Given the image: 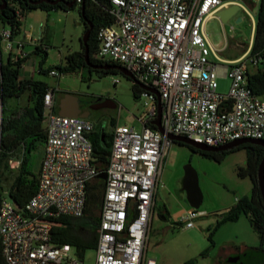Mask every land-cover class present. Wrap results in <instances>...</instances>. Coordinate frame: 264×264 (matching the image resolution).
I'll return each instance as SVG.
<instances>
[{
    "label": "built area",
    "instance_id": "built-area-1",
    "mask_svg": "<svg viewBox=\"0 0 264 264\" xmlns=\"http://www.w3.org/2000/svg\"><path fill=\"white\" fill-rule=\"evenodd\" d=\"M232 4L222 0H111L109 14L114 23L99 30L96 57L121 65L135 81L159 93L165 135L210 147L240 139L264 141V98L251 93L246 79L257 61L248 56L242 60L247 50L229 65H220L211 60L205 45L206 22ZM16 14L21 21L20 13ZM0 25V64L3 52L7 60L16 62L29 56L26 43L37 46L38 40L30 35L20 40L9 26ZM220 78L230 81L227 94L218 91ZM142 91L150 106L140 118L141 129L115 126L104 172L93 163V122L60 116L57 89L45 95L46 139L37 192L24 208L15 205L9 192L0 204V239L7 264H85L73 247L52 242L50 218L82 217L88 187L104 173L94 264H156L146 260L144 252L171 141L152 125L157 118L156 95ZM201 215L189 211L183 219L185 228H192Z\"/></svg>",
    "mask_w": 264,
    "mask_h": 264
},
{
    "label": "rangeland",
    "instance_id": "rangeland-1",
    "mask_svg": "<svg viewBox=\"0 0 264 264\" xmlns=\"http://www.w3.org/2000/svg\"><path fill=\"white\" fill-rule=\"evenodd\" d=\"M235 4L241 10L226 24L215 17L208 20L204 27L205 45L211 52L210 58L220 65H229V62L241 58L248 50L247 55L242 58L244 60L249 54L255 34L258 4L242 0ZM80 8V5H76L69 11L35 9L22 15L17 38L24 40L25 36L30 35L47 46L46 56L36 55L32 46H25V52L32 53L30 62H34L37 68L44 57L43 67L54 68L63 65L69 53L82 50L81 40L85 34V26ZM238 18H241L239 23ZM2 48L4 49V44ZM7 59L8 55L3 52V62ZM35 78L56 88L57 93L71 92L82 99L102 97L106 99L105 103L114 104L115 108L99 111L89 119L95 126H103L107 132H112L115 126L141 129L140 118L150 106L145 96H134L133 81L120 71L99 76L82 69L77 74L57 73V76L37 73ZM218 83V91L227 94L230 81L220 78ZM29 104L28 92L18 99H7L4 105L5 115H10L11 106L23 108ZM112 121L115 125H112ZM42 151L43 143H39L29 156L30 168L37 174ZM21 153L19 151L9 157L3 167V195L9 192L14 178L19 174L18 159L21 158ZM246 162L245 150L233 152L217 162L193 153L187 147L171 143L166 149L157 185L145 259H152L156 264H183L190 259H194L197 264H219L231 259L236 260L234 262L237 264H246L247 259H253L254 264H264V252L257 250L261 246L260 238L244 215L237 222L219 227L212 237L214 246L210 247L209 236L217 222L239 198L251 194L250 178L238 175L239 168H245ZM186 165H191L197 173L202 193V203L198 209L190 206L186 193L181 189ZM189 211L202 215L194 219L193 227L188 229L185 228L183 219ZM205 251L206 256L202 257L201 254ZM95 258V250H89L85 252L83 261L85 264H94Z\"/></svg>",
    "mask_w": 264,
    "mask_h": 264
},
{
    "label": "trees",
    "instance_id": "trees-1",
    "mask_svg": "<svg viewBox=\"0 0 264 264\" xmlns=\"http://www.w3.org/2000/svg\"><path fill=\"white\" fill-rule=\"evenodd\" d=\"M36 1V0H33ZM223 2H238L239 0H222ZM246 3L253 0H242ZM1 2V0H0ZM6 8L0 11V22L9 26L15 35L20 32L21 21L17 16V12L22 15L28 10L41 9L45 11L62 9L64 11L72 10L76 5H80V16L88 29L84 19L91 23L92 31L87 42L89 61L93 65H121L112 61H105L96 57L98 49L97 35L101 28L113 25L114 20L109 14L111 8V0H61L60 3L52 6L45 3L40 5H31L29 0H5ZM72 4L67 7L66 4ZM257 11V22L255 26V34L250 48L248 59L253 58L257 61L255 68L249 70L246 75L248 89L254 96L264 98V0H259ZM2 4L0 3V6ZM18 8L20 11H18ZM36 55H47V46H37L33 52ZM85 48L82 45L80 52L69 53L65 57L63 65L54 68L43 69L44 58L40 61L38 70L39 74H50L55 71L58 75L77 74L80 70L86 69L90 73V67L85 62ZM28 59L12 62L7 60L0 64V107L1 108V124H0V204L3 197L2 174L3 167L9 157L16 155L19 151L21 158L19 166V174L14 178L9 196L15 205L24 208L27 202L35 195L38 188V174L33 172L29 165V156L37 149L39 143H43L46 139L45 130L43 128L44 115V98L45 95L56 88L38 80H21V68ZM118 70L110 69L103 71H95L99 76H107L110 73H116ZM134 96L140 98L143 91L135 84ZM28 92L29 105L21 108L17 113L5 115V101L12 98H20ZM112 125L115 122L112 121ZM151 129H155L152 125H148ZM113 133L107 132L103 126H95L92 133L93 143V163L101 172L106 170L109 163L110 152L113 141ZM174 143V142H171ZM179 146L187 147L191 152L200 154L201 156L217 162H221L227 155L245 150L247 154V162L245 168H239L238 175L240 177H249L252 182V190L250 196L239 198L236 203L231 206L228 211L217 222L216 227L209 236L210 247L214 246L213 234L215 231L226 223L237 222L241 216H246L253 230L258 234L261 246L257 249L263 251L264 244V203L262 201L257 182V171L261 160L264 157V148L259 145L243 144L231 150L221 152H205L192 146L176 143ZM105 187L103 179H96L87 191V207L85 214L80 218L68 216H59L50 218L52 223L51 239L56 245H70L79 256L83 259L86 251L95 250L98 239L99 211L101 207L102 194ZM207 251L201 254L206 256ZM0 264H7L2 255V244L0 239ZM183 264H197L194 259L185 261ZM219 264H237L229 261H223ZM241 264V263H239Z\"/></svg>",
    "mask_w": 264,
    "mask_h": 264
},
{
    "label": "water",
    "instance_id": "water-1",
    "mask_svg": "<svg viewBox=\"0 0 264 264\" xmlns=\"http://www.w3.org/2000/svg\"><path fill=\"white\" fill-rule=\"evenodd\" d=\"M61 0H29V3L31 5H40L42 3L48 4V5H56L60 3ZM1 6H0V11L4 10L6 8V2L5 0H1ZM73 3L71 4H66L67 7H71ZM241 10V8L237 4H232L228 8L220 11L217 13V17L221 21L222 24H226L231 18L237 15V13ZM85 23L88 26V29L85 31V34L81 40V44L85 48V62L86 65L89 66L90 68L93 69H103V70H110V69H115L120 71L125 77H127L129 80L133 81V83L139 87L141 90L147 91L149 93H153L157 97V118L152 122V125L156 127V129L163 135H165L164 129L162 128L161 125V117H162V107L160 103V95L157 91L152 90L145 85L140 84L139 82L135 81L134 76L127 71L123 67H119L116 65H93L89 61L88 57V46L87 42L90 37L91 31H92V25L90 22L85 20ZM241 22V18L237 19V23ZM1 108L0 107V119H1ZM58 114L60 116H66V117H78V118H84L87 119L86 115L81 114V109L79 107V103L76 97L72 96L70 93H67L64 95V97L60 100L58 104ZM171 142L174 143H183L189 146H192L196 149L205 151V152H221V151H226V150H231L233 148L239 147L240 145L243 144H253V145H259L264 148V141L263 140H258V139H240L236 140L233 142H230L228 144L219 146V147H210L204 144H200L197 142H194L193 140H190L186 137H181V136H173V135H165ZM98 179H106V174H102L98 176ZM257 182H258V188L260 191V195L262 198V201L264 203V157L261 160L259 166H258V171H257ZM182 191L186 193L187 200L190 204V206L194 209H198L202 203V193L199 189L198 186V177L196 171L191 167V165H186L184 167V176L182 179ZM236 260H229V262H234ZM237 262V261H236Z\"/></svg>",
    "mask_w": 264,
    "mask_h": 264
},
{
    "label": "flooded vegetation",
    "instance_id": "flooded-vegetation-1",
    "mask_svg": "<svg viewBox=\"0 0 264 264\" xmlns=\"http://www.w3.org/2000/svg\"><path fill=\"white\" fill-rule=\"evenodd\" d=\"M91 72L95 71H103V69H93L90 68ZM70 93L72 96L76 97L79 103V107L81 109V114L86 115L87 119L92 118L99 111L104 109H113L115 105L112 103H105L106 99L102 97H96L93 99H82L80 96L71 93V92H61L57 93L55 96L56 105L58 106L60 100L64 97L65 94Z\"/></svg>",
    "mask_w": 264,
    "mask_h": 264
},
{
    "label": "crops",
    "instance_id": "crops-1",
    "mask_svg": "<svg viewBox=\"0 0 264 264\" xmlns=\"http://www.w3.org/2000/svg\"><path fill=\"white\" fill-rule=\"evenodd\" d=\"M26 37H27V36H25V39H24V40H26ZM26 45L32 46V47L34 48V49H33V52H34V50H35V48H36L37 46L44 45V44H43L42 41L40 40V41H38L37 46H35V45H31V44H29V43H26L25 46H26ZM27 53L29 54V56H28V59H27V60L24 62V64L22 65V68H21V74H20V79H21V80H29V79L37 80V79L35 78V76H36L37 73H39V70H38V68L36 67V64H35L34 62H30V59H31L30 57H31V54H32V53H29V52H27ZM43 69L46 70V68H44V67H43ZM20 109H21V108H17V107H12V106H11V109H10L9 111H10V114H11V113H17ZM42 156H43V151H42ZM42 156H41V159H40V162H39V165H38V173H39V170H40V165H41ZM35 170H36V169H35ZM252 260H253V259H247L246 264H254Z\"/></svg>",
    "mask_w": 264,
    "mask_h": 264
}]
</instances>
